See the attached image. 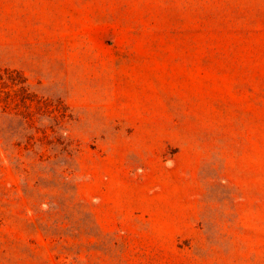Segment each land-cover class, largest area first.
<instances>
[{
  "label": "rangeland",
  "instance_id": "1",
  "mask_svg": "<svg viewBox=\"0 0 264 264\" xmlns=\"http://www.w3.org/2000/svg\"><path fill=\"white\" fill-rule=\"evenodd\" d=\"M0 264H264V0H0Z\"/></svg>",
  "mask_w": 264,
  "mask_h": 264
}]
</instances>
